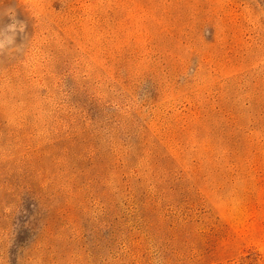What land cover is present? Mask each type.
Listing matches in <instances>:
<instances>
[{
	"label": "rangeland",
	"instance_id": "374dc122",
	"mask_svg": "<svg viewBox=\"0 0 264 264\" xmlns=\"http://www.w3.org/2000/svg\"><path fill=\"white\" fill-rule=\"evenodd\" d=\"M13 21L0 264H264V0H0Z\"/></svg>",
	"mask_w": 264,
	"mask_h": 264
},
{
	"label": "clouds",
	"instance_id": "9594fccd",
	"mask_svg": "<svg viewBox=\"0 0 264 264\" xmlns=\"http://www.w3.org/2000/svg\"><path fill=\"white\" fill-rule=\"evenodd\" d=\"M11 18V17H10ZM25 25L22 22L13 21L0 29V54L13 49L17 36L25 31Z\"/></svg>",
	"mask_w": 264,
	"mask_h": 264
}]
</instances>
